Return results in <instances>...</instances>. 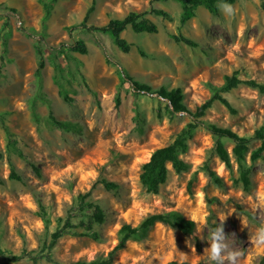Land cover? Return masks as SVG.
<instances>
[{
	"label": "rangeland",
	"instance_id": "1",
	"mask_svg": "<svg viewBox=\"0 0 264 264\" xmlns=\"http://www.w3.org/2000/svg\"><path fill=\"white\" fill-rule=\"evenodd\" d=\"M48 1L0 0V264L22 251L43 254L57 218L61 226L67 213L75 214L70 221L77 233L57 240L49 251L52 262L25 257L10 264L105 258L118 243L123 223L137 225L149 214L169 210L191 218L194 232L183 234L157 222L115 250L113 262L210 264L207 238L226 216L227 242L242 253L238 264H264V247L250 240L264 225V151L255 160L249 157L259 141L248 142L242 162L245 186L231 153L233 142L221 139L230 158L227 167L215 153V137L198 126L180 154L186 168L176 173L168 165L158 192L148 193L138 179L141 164L155 147L171 142L190 117L172 113L155 93H135L121 75L124 70L154 90L178 87L182 103L194 110L210 96V84H221L224 75L237 70L263 89L239 84L223 93L233 112L215 100L201 118L250 138L264 123V0H236L230 4L236 10L233 16L220 8L212 15L200 6L185 23L179 21L180 5L172 1L54 0L44 18L43 3ZM90 7L87 25L101 26L150 7L166 10L172 19L148 14L157 25L154 33L127 27L121 35L131 49L122 52L108 34L78 26ZM174 34L197 45L177 42ZM76 40L85 43L86 53L69 49ZM49 112L76 128L51 125ZM11 171L18 179L10 177ZM102 180L116 187L107 189ZM79 194L101 208V223L91 221L89 213L76 214ZM88 224L98 233L96 239L81 234Z\"/></svg>",
	"mask_w": 264,
	"mask_h": 264
},
{
	"label": "trees",
	"instance_id": "2",
	"mask_svg": "<svg viewBox=\"0 0 264 264\" xmlns=\"http://www.w3.org/2000/svg\"><path fill=\"white\" fill-rule=\"evenodd\" d=\"M54 0H50L48 2L43 3L44 9V18L49 15L51 5ZM151 1H172L176 2L181 7V14L179 17L180 23H185L195 14V9L197 7L205 8L212 15H216L218 13V5L219 4H233L236 0H151ZM261 8L264 11V2H261ZM92 7H90L82 22L78 25L81 28L85 29L89 32L100 31L108 34L113 43L119 48L122 52H128L131 49V44L122 37L121 33L129 27L132 31L137 33H154L157 31V25L154 21H152L147 15L152 14L154 16H158L165 20H171V15L164 9L152 8L150 7L148 10L144 11H129L122 18H112L109 21L101 26L95 25H87L85 20L88 16V13L91 11ZM77 26V27H78ZM76 27V26H75ZM173 39L177 42H183L188 46H196L197 43L192 39L182 35V34H174ZM71 51H76L79 53H86L87 48L85 43L82 40H76L73 45L69 46ZM43 67V61L40 59L37 69H36V77L38 82L41 80V69ZM122 77L129 81L131 87L135 93H155L157 96L164 98L168 104L172 108V113L175 112H185L189 115L190 120L184 124V126L175 134L174 138L171 142L155 147L146 161L141 164L140 172L138 174V179L140 184L145 188L148 193H157L160 184L164 183L167 177L168 165L172 167V169L179 173L186 168L185 162L180 158V154L183 153L187 148V140L192 135V132L198 126H204L214 137H215V153L218 157L224 162V164L229 167L230 166V158L228 151L222 144V138H228L233 142V146L231 148V153L234 156L235 160L238 162L241 171V180L243 183L248 185V179L243 168L242 162L245 158V155L248 151V142L250 139H255L259 141V145L250 151V159L255 160L259 158L264 151V123L256 128L250 138L245 137L243 135H239L236 132L223 127H218L214 124L206 123L202 120V116L205 111L211 107L212 103L217 100L226 106L230 111H234L228 102V100L223 96V93L230 91L235 88L239 84H247L252 87H258L259 89H263L260 84H257L254 80L251 79H242L239 76V72L237 70L232 71L230 74H226L223 76V81L221 84H210L211 94L210 96L204 100L201 104L195 107L194 110H189L182 103V93L180 88L174 87L170 89H166L164 87H159L154 90L150 86L139 83L134 80L131 76H129L124 70L121 71ZM59 94L61 95L64 101H68L69 98L66 93H63L59 90ZM120 98L118 94L115 96L116 105L119 104ZM47 119L50 124L62 128V129H75L76 125L69 120H62L56 118L51 112H49ZM6 133L8 134L7 128H5ZM208 175L213 179H216L215 173L210 170L208 167H205ZM11 178L18 177L11 171ZM102 183L105 188L112 189L115 188L116 185L113 182L102 180ZM86 194H79L77 197V211L76 214H87L89 213V217L91 221H95L97 223H101L104 220V215L101 208L90 202L85 200ZM43 220H46V213L42 209L40 213ZM74 213H67L66 217L63 220L61 226L60 222L61 218H57V227L50 235V240L46 245V251L43 254H31L30 252L22 251L17 255L6 256L3 259L2 264H10L12 262H16L22 258H29L33 261L39 258H45L48 261L52 262V258L50 256V249L55 245L57 240L63 236L64 234L69 233H77L75 225L70 221V219L74 216ZM164 224L170 228L177 229L183 234H191L195 230V222L192 219L186 218L181 212L177 210H169L162 211L149 214L145 218H143L137 225H131L129 223H123L119 228V240L118 243L113 247L111 251H109L108 256L101 259L91 260L89 262L84 261H76L73 264H119L114 263L112 260V256L115 250L121 249L127 240L130 238L142 235L146 232V230L154 225L155 223ZM81 222H79L80 224ZM88 230L81 232L83 235H87L93 238L98 237V233L90 230L89 224L87 225ZM167 264H202L201 262L190 263L187 261H176L172 260Z\"/></svg>",
	"mask_w": 264,
	"mask_h": 264
},
{
	"label": "clouds",
	"instance_id": "3",
	"mask_svg": "<svg viewBox=\"0 0 264 264\" xmlns=\"http://www.w3.org/2000/svg\"><path fill=\"white\" fill-rule=\"evenodd\" d=\"M218 7L226 16L235 15V8L230 4H219ZM191 219V218H190ZM209 232L207 241L209 246L205 248V253L210 264H238L242 255L241 251L231 249L227 242L223 222ZM250 240L258 247H264V225L259 226Z\"/></svg>",
	"mask_w": 264,
	"mask_h": 264
}]
</instances>
